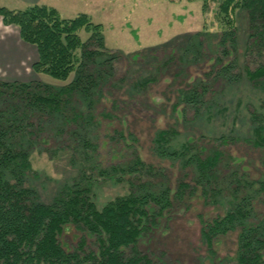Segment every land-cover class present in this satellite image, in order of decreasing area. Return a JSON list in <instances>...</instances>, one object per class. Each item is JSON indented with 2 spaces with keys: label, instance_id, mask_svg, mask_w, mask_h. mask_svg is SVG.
<instances>
[{
  "label": "rangeland",
  "instance_id": "obj_1",
  "mask_svg": "<svg viewBox=\"0 0 264 264\" xmlns=\"http://www.w3.org/2000/svg\"><path fill=\"white\" fill-rule=\"evenodd\" d=\"M36 3L66 18L89 14L103 24L105 41L88 43L92 55L61 113L3 89L0 165L10 182L46 205L78 184L99 210L130 193L156 194L148 206L162 212L158 225L139 241L154 264H264V143L256 133L264 126V76L248 74L264 66V18L240 6L229 21L221 0H0L11 9ZM14 30L7 28L22 65L0 64V82L31 83L28 90L42 95L69 87L75 72L61 81L32 70L37 49ZM79 35L87 41L90 32ZM195 157H217L207 178ZM231 211L242 217L208 235ZM254 233L261 243L246 255L244 238ZM58 239L68 252L81 246L83 258L99 250L78 220ZM255 254L257 262L242 260Z\"/></svg>",
  "mask_w": 264,
  "mask_h": 264
},
{
  "label": "trees",
  "instance_id": "obj_2",
  "mask_svg": "<svg viewBox=\"0 0 264 264\" xmlns=\"http://www.w3.org/2000/svg\"><path fill=\"white\" fill-rule=\"evenodd\" d=\"M240 6H244L252 17L259 15L264 18V0H221L219 7L220 12L230 21V14ZM204 7H207L206 3ZM0 16L4 25L16 26L21 39L36 47L38 59L32 64L35 73L47 74L61 81L69 80L73 72L76 74L69 87L47 90L45 96L40 92L35 94L29 91L31 83L16 81L0 82V95L4 96L3 89H12L11 94L14 96L18 93L30 101L35 98L38 104L52 105L50 109L55 114L61 113L63 97L69 96L74 87L81 83L82 69L86 66L83 59L92 55L86 51L88 43L98 39L100 45L104 46L103 24L92 21L87 13L66 18L56 7L37 3L24 9H10L0 5ZM82 29L90 32L88 42L83 41L79 35ZM228 34L233 32L229 31ZM262 34L264 37V33L260 35ZM78 49L82 50L81 58L78 57ZM248 74L254 80L260 78L264 76V66L256 71H249ZM256 133L259 141L264 143V126H258ZM0 138H5L3 129L0 130ZM186 148L187 146L185 150ZM9 149L10 152H3L4 156H10L11 148ZM21 158L26 161L25 156ZM194 159L197 166L200 165L202 178H207L208 171L214 169L218 163L217 157L208 158L205 162L198 157ZM134 165L143 167L144 163L138 159ZM6 169L8 170L6 165H0V259H4L5 264H154L149 255L140 251L139 241L143 235L153 232V226L158 225L162 212L148 206L151 200L156 201V194L130 193L129 196L117 199L99 210L90 198L87 191L89 188L82 189L77 184L76 187L68 186L65 194H60L52 205H46L32 200L28 190L11 183ZM116 170L115 167L110 172ZM112 173L107 172L105 175ZM159 202L161 204L162 200ZM237 215L242 217L240 211H231L222 221L209 224L210 231L207 234L232 225ZM70 220L82 222L92 236L98 237L97 253L86 252V258H83L76 253L81 246L74 252L64 250L58 235L62 233L64 224ZM9 233L14 235L11 241L4 238ZM208 239L211 241V238ZM244 242L247 252L261 243L257 233L244 238ZM248 254L249 252L246 255ZM252 257L251 260L246 257L242 260L257 262L260 259L256 254Z\"/></svg>",
  "mask_w": 264,
  "mask_h": 264
},
{
  "label": "crops",
  "instance_id": "obj_3",
  "mask_svg": "<svg viewBox=\"0 0 264 264\" xmlns=\"http://www.w3.org/2000/svg\"><path fill=\"white\" fill-rule=\"evenodd\" d=\"M7 28L8 29L9 28H12V29L14 28L18 32L20 40H22V39L20 37L18 28L16 26H6V25H4L2 23V18L0 16V50H1L2 47L4 48L3 52L0 55V64L10 66L9 67V70H10V69H15V67L18 66V65H22V59L19 58L21 56H19V53L16 51L14 46L11 44V42H15V40H16L15 32L8 33ZM4 44H6V47H5ZM23 48H24V46H23Z\"/></svg>",
  "mask_w": 264,
  "mask_h": 264
}]
</instances>
